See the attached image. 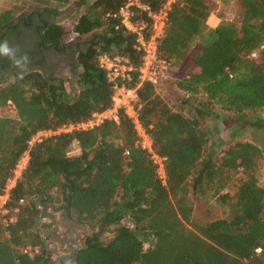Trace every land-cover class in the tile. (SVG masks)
<instances>
[{
	"label": "trees",
	"instance_id": "trees-1",
	"mask_svg": "<svg viewBox=\"0 0 264 264\" xmlns=\"http://www.w3.org/2000/svg\"><path fill=\"white\" fill-rule=\"evenodd\" d=\"M50 1L64 2L42 0L46 6L18 16L12 9L0 12V38L25 26L34 29L40 50H63L68 32L78 38L93 36L76 56L82 68L76 92L64 87L66 80L50 82L38 70L0 83V108L10 103L16 113L0 116V193L35 132L86 120L111 105L113 84L98 66L100 54L126 56L135 70L132 80L121 84L138 82L143 52L136 35L118 17L107 16L128 0H79L83 11L70 29L51 21L57 11ZM164 2L139 0L153 12ZM238 3L241 20L215 27L207 25L213 0H175L168 11L159 56L171 67L189 57L191 67L177 86L200 100L194 115L186 116L169 106L151 83L138 88L139 117L153 150L166 158V183L149 154L136 147L132 121L125 114L118 124L105 121L90 130L47 137L31 148L26 168L10 190L11 205L20 198L26 205L8 235L0 228V264H48L51 236L43 229L56 228V211L101 227L85 238L77 264H264V188L256 170L260 148L248 141H228L221 154L204 156L208 138L202 121L214 115L211 105L230 113L227 117L236 126L264 129V116H245L264 111V64L250 57L264 45V0ZM131 8V21L145 22L148 37L151 17ZM73 140L81 151L68 157L65 147ZM231 191L235 210L230 219L206 220L194 214L191 193L210 192L228 201ZM39 216L50 221L41 226ZM126 218L130 226L122 224ZM113 225V237L102 241V232ZM27 246L30 251L23 252Z\"/></svg>",
	"mask_w": 264,
	"mask_h": 264
},
{
	"label": "built area",
	"instance_id": "built-area-1",
	"mask_svg": "<svg viewBox=\"0 0 264 264\" xmlns=\"http://www.w3.org/2000/svg\"><path fill=\"white\" fill-rule=\"evenodd\" d=\"M175 0H165L163 6L156 12L151 11L149 6L139 3V0H128L127 3L121 6L118 12L114 14L108 13L107 16L118 17L122 25L136 35L137 48L143 52L142 64L138 68V82L133 86H126L121 82L131 81L133 71L135 70L129 59L123 55H109L106 53L100 54L97 58L98 66L105 73L106 78L113 84L114 94L112 95L111 105L103 110L95 111L86 120L64 124L56 128L40 129L35 132L28 140L27 148L23 151L13 171V175L8 179L7 184L2 193H0V228L8 235V228L13 225L20 216L23 215V210L26 205L24 198L18 199L14 204H10V190L16 184V180L20 177L22 171L26 168L29 160V152L31 148L43 141L45 138L54 136L60 133H71L78 130H90L100 125L105 121L118 124L120 115L125 114L131 121L135 130V145L141 150L147 152L156 166L157 174L163 184L166 183L165 160L153 150L152 139L148 129L142 124L139 117L140 105L138 103V88L143 82H149L156 86L168 77L171 70L170 61L163 59L158 53V44L165 33L168 20V11L171 4ZM136 6L138 9L146 12L151 17L149 36H146L145 22L134 24L131 21L133 11L131 6ZM118 25H116V28ZM264 49L261 45L257 50L250 53V57L257 59L259 51ZM81 148L78 141H72L65 147V153L68 157L76 156L80 153ZM128 154V151H125ZM50 219L39 216L38 224L44 226ZM43 227H41L42 229ZM54 229V225L50 227ZM48 243V240H47ZM49 247V245H48ZM51 249V247H49ZM30 247L23 248V252H29ZM261 248L255 249L259 253Z\"/></svg>",
	"mask_w": 264,
	"mask_h": 264
},
{
	"label": "rangeland",
	"instance_id": "rangeland-1",
	"mask_svg": "<svg viewBox=\"0 0 264 264\" xmlns=\"http://www.w3.org/2000/svg\"><path fill=\"white\" fill-rule=\"evenodd\" d=\"M42 0H0V12L5 9H12L13 14L18 16L23 13H29L30 11H35L42 6H46L41 3ZM49 1V0H48ZM214 6L211 13L210 24L217 23H238L242 18L243 9L238 3V0H213ZM50 7L57 11L55 16L51 17V21H54L58 24H61L66 29H70L75 21L77 20L80 13L83 11V5L79 3V0H64V2H54L50 1ZM93 34L85 35L82 37H77L74 33L68 32L67 36L63 39V42L69 43L74 41L76 45L81 43L82 45L90 41ZM196 48L194 45L191 48L192 53ZM257 61L264 64V49L259 51ZM191 67L189 57L183 59L180 63L171 67V70L168 74V77L161 81L156 86L157 94L164 99L174 110H178L185 114L186 116H193L194 109L198 104L197 97H188L180 88L177 86V82L183 78ZM82 71V68L80 69ZM64 71V69H63ZM68 74V72H67ZM9 81V80H8ZM64 87L67 90L76 92L78 89V84L75 79H66L64 82ZM211 110L214 115L207 116L202 121L203 129L207 134V144L204 156L206 155H218L221 154V150L224 148L228 141H248L257 145L261 152L256 159V170L258 176V184L264 188V129H257L252 127H241L232 123L230 113H226L221 110L218 106L211 105ZM10 116L15 117L16 113L13 106L8 103L6 106L0 108V116ZM247 118L255 116L256 118L263 117L264 111H257L254 113H248L245 115ZM201 161V160H200ZM54 196L57 194L53 193ZM208 195L198 196L189 195L190 199L193 202L194 214L198 215L202 219L210 220L215 218H226L230 219L235 210V198L234 193L231 191L228 201H221L211 196L210 192L206 193ZM48 209H50L48 207ZM264 216V213H263ZM54 219H59L58 214L53 215ZM53 217L51 219H53ZM50 219V217H46ZM122 224L129 225L131 224L128 218L122 221ZM83 229L79 230L78 237H83L84 235L90 234L94 231L99 230L101 227L98 225L89 226L87 224H81ZM114 225L104 230L101 234L102 241L106 242L112 238L114 235ZM56 228H54L55 230ZM54 230L43 229V234H50ZM48 245L55 248V244L49 243Z\"/></svg>",
	"mask_w": 264,
	"mask_h": 264
},
{
	"label": "flooded vegetation",
	"instance_id": "flooded-vegetation-1",
	"mask_svg": "<svg viewBox=\"0 0 264 264\" xmlns=\"http://www.w3.org/2000/svg\"><path fill=\"white\" fill-rule=\"evenodd\" d=\"M34 32V29L23 26L21 32L6 31L0 38V46L6 45L8 49L7 52L0 51V83L3 84L15 75L25 74L31 70H38L48 81L56 84L70 78L78 79L81 66L78 65L76 56L88 42L84 45L81 43L76 45L72 41L66 43L63 50L55 48L40 50L37 44L38 38ZM56 213L59 219H57L56 229H53L50 239L51 244L52 242L55 244V248L51 249L53 254L48 264H74L73 254L84 247L85 238L89 234L79 237V243L69 245L68 241L73 238V233L78 232L76 224L83 223L71 219L68 222L65 213L54 212ZM62 237H68L66 246H62ZM100 238L103 239V237Z\"/></svg>",
	"mask_w": 264,
	"mask_h": 264
},
{
	"label": "water",
	"instance_id": "water-1",
	"mask_svg": "<svg viewBox=\"0 0 264 264\" xmlns=\"http://www.w3.org/2000/svg\"><path fill=\"white\" fill-rule=\"evenodd\" d=\"M67 219H68V222L71 221L69 218H67ZM76 227L78 228V231L81 230V229H83V227L81 226V224H76ZM62 238H63V244H62V246H66V240L68 239V237H62ZM73 243H75V244L79 243V237H78V233L77 232H74L73 233V238L72 239H69V241H68V244L69 245H71ZM66 259H64V260L66 261ZM76 259H77V253L73 254L72 261H73L74 264H77Z\"/></svg>",
	"mask_w": 264,
	"mask_h": 264
},
{
	"label": "crops",
	"instance_id": "crops-1",
	"mask_svg": "<svg viewBox=\"0 0 264 264\" xmlns=\"http://www.w3.org/2000/svg\"><path fill=\"white\" fill-rule=\"evenodd\" d=\"M212 14H213V13H211L210 16H209L208 19H207V25H208L209 27H215V26L218 24V22H217V23L215 22L214 24H210L209 21L212 20V19H211ZM50 239H51V237L48 239V240H49V243H50Z\"/></svg>",
	"mask_w": 264,
	"mask_h": 264
},
{
	"label": "clouds",
	"instance_id": "clouds-1",
	"mask_svg": "<svg viewBox=\"0 0 264 264\" xmlns=\"http://www.w3.org/2000/svg\"><path fill=\"white\" fill-rule=\"evenodd\" d=\"M0 51H4V52H7L8 49H7V46H0Z\"/></svg>",
	"mask_w": 264,
	"mask_h": 264
}]
</instances>
